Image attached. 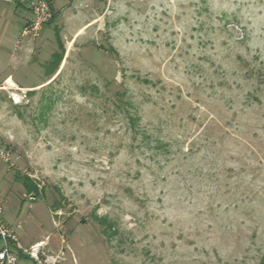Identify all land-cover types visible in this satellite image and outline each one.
Instances as JSON below:
<instances>
[{
	"label": "rangeland",
	"instance_id": "374dc122",
	"mask_svg": "<svg viewBox=\"0 0 264 264\" xmlns=\"http://www.w3.org/2000/svg\"><path fill=\"white\" fill-rule=\"evenodd\" d=\"M20 4L0 0L13 50ZM54 4L16 77L58 53L56 77L0 91L6 221L61 264H264V0Z\"/></svg>",
	"mask_w": 264,
	"mask_h": 264
},
{
	"label": "built area",
	"instance_id": "2783aa9c",
	"mask_svg": "<svg viewBox=\"0 0 264 264\" xmlns=\"http://www.w3.org/2000/svg\"><path fill=\"white\" fill-rule=\"evenodd\" d=\"M21 4L26 5L30 13L21 28L20 36L16 42V48L24 44L35 42L44 32L45 28L55 19L56 12L54 0H20ZM144 1V0H130ZM11 86L3 87L11 95V99L17 104L15 90ZM11 91V92H10ZM24 97L27 93H23ZM0 156L6 161L9 160V153L0 149ZM5 203L0 191V240L3 245L0 249V264H20L22 258H28L34 264H61L64 261V252L54 253L46 249L45 242L25 247L19 237V232L23 229L20 222L8 223L5 219Z\"/></svg>",
	"mask_w": 264,
	"mask_h": 264
},
{
	"label": "crops",
	"instance_id": "0c3cea01",
	"mask_svg": "<svg viewBox=\"0 0 264 264\" xmlns=\"http://www.w3.org/2000/svg\"><path fill=\"white\" fill-rule=\"evenodd\" d=\"M20 5H22V4H20ZM29 17H30V13L27 10V12L23 15V17L21 19L22 25L27 19H29ZM86 26L87 25H85L83 28H85ZM79 31L77 34H79ZM23 50L24 49H22V48H21V50H17L16 46L14 47V50L11 49V47H9L5 43L4 38L3 37L0 38V91H6L3 89V87H6L7 85H9V86L13 85L15 87L13 90H16V92H18L16 94L20 96L23 93H31V92H34L36 89H41V88H44V87L50 85L51 82L56 77L58 70L55 73L56 75L55 74L50 75L49 72L46 73L47 76H45L44 79L37 84L20 85V83L16 77V73L18 72V67H19L18 56L16 54L22 52ZM25 50H27L28 53H31L33 51V49H29V48H25ZM12 88L13 87H11L10 89H12ZM19 216L20 215L18 214V217H17L18 220L20 218ZM18 222H20V221H18ZM22 231H23V229L19 232V237H20L22 244L25 247L29 248L35 244L45 242L47 245L46 249H48L49 251L54 252V253H58L60 251L59 249H58V251H56V249H54L56 246L53 245L52 242H47L44 239H41V240H34L33 239L32 241L31 240L28 241L26 239V237L23 236V234L21 235ZM23 260H29L31 262L30 264H34V262L28 258H22L21 262Z\"/></svg>",
	"mask_w": 264,
	"mask_h": 264
},
{
	"label": "trees",
	"instance_id": "16d2710c",
	"mask_svg": "<svg viewBox=\"0 0 264 264\" xmlns=\"http://www.w3.org/2000/svg\"><path fill=\"white\" fill-rule=\"evenodd\" d=\"M55 17H56V16H55ZM54 20H55V19H54ZM54 20H52L51 23H53ZM51 23H50V24H51ZM59 46L61 47L62 44H60ZM58 55H59L58 53H55V54H53V56H52L51 63H50L49 66H48V72H49L50 75H54V74L56 73V71L58 70V68H59V66H60V64H61V62H62V60L58 58ZM52 65H53V67H54V69H53L54 71L50 69V67H51ZM55 65H56V66H55ZM17 182H18V181H17ZM18 183H20V184L23 185V187H24V189H25V191H26L27 193H32V192H33V190H34V186L32 185V183H30V182H28V181H22V182H18ZM33 195H37V194H34V193H33Z\"/></svg>",
	"mask_w": 264,
	"mask_h": 264
},
{
	"label": "bare ground",
	"instance_id": "6f19581e",
	"mask_svg": "<svg viewBox=\"0 0 264 264\" xmlns=\"http://www.w3.org/2000/svg\"><path fill=\"white\" fill-rule=\"evenodd\" d=\"M11 87H14V86L12 85ZM14 88H15V87H14ZM14 88H12V89H14ZM15 98H16V100H17V104H20V103H21V98H20V96H19V95H15Z\"/></svg>",
	"mask_w": 264,
	"mask_h": 264
}]
</instances>
